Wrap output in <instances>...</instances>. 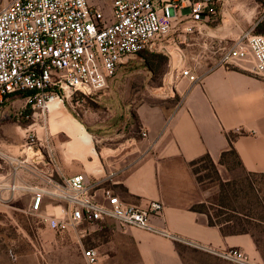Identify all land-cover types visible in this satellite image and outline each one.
Wrapping results in <instances>:
<instances>
[{
    "label": "built area",
    "instance_id": "built-area-1",
    "mask_svg": "<svg viewBox=\"0 0 264 264\" xmlns=\"http://www.w3.org/2000/svg\"><path fill=\"white\" fill-rule=\"evenodd\" d=\"M102 2L104 7L90 0H8L0 5V108L11 98H23L29 117L40 120L41 129H46L50 102L64 105L95 98L121 65L143 51L163 54L167 75L173 80L180 77L199 83L212 68L242 63L264 78V35L230 27V35L236 36L230 39L209 31L231 0ZM107 6L110 15L104 11ZM221 21L215 31L226 27ZM197 38L203 41L199 52L183 48L194 45L188 41ZM202 63H208L206 70ZM35 136L40 149L33 140L26 142L22 158L0 152L13 165L10 180L0 182L2 196L29 195V212L60 237L75 230L85 238L89 231L83 225L101 226L111 220L180 241L151 223L164 210L161 202L130 204L110 189H103L99 197L98 181L90 182L86 172L63 177L49 139L41 144ZM140 136L147 138L148 132L141 130ZM185 243L227 262L257 264L236 248L214 251ZM83 256L87 264H99L96 249H84Z\"/></svg>",
    "mask_w": 264,
    "mask_h": 264
},
{
    "label": "crops",
    "instance_id": "crops-1",
    "mask_svg": "<svg viewBox=\"0 0 264 264\" xmlns=\"http://www.w3.org/2000/svg\"><path fill=\"white\" fill-rule=\"evenodd\" d=\"M207 67L203 63L202 69ZM164 82L167 88L158 89L167 93L164 103L151 98L120 111V119L130 121L125 128L138 130L135 135L104 136L99 126L85 125L97 138L94 146L101 149L94 180L100 183L98 196L110 189L130 204L161 202L164 210L151 223L180 241L111 220L101 226L83 225L89 236L80 244L97 250L99 264H185L177 249V243L193 247L185 242L214 251L236 248L252 254L255 249L249 234L223 236L219 227L209 226L205 214L192 210L201 200L199 195L196 198L190 163L208 154L219 165L222 155L231 149V137L241 168L264 174V78L242 63L212 68L199 83L180 77L173 80L167 74ZM116 91L108 87L96 99L104 101ZM141 130L148 132L147 138L140 136ZM113 143L114 149L109 147ZM61 166L63 177L77 174L68 175ZM91 231L98 233L97 239L91 237ZM77 234L70 230L59 238L77 240Z\"/></svg>",
    "mask_w": 264,
    "mask_h": 264
},
{
    "label": "rangeland",
    "instance_id": "rangeland-1",
    "mask_svg": "<svg viewBox=\"0 0 264 264\" xmlns=\"http://www.w3.org/2000/svg\"><path fill=\"white\" fill-rule=\"evenodd\" d=\"M7 1L0 0V5ZM90 2L104 7L102 0H90ZM104 11L110 15L108 6ZM263 18L264 0H231L223 16H219L218 20L210 24L209 31L211 34L218 33L235 39L236 36L230 35V27L237 32L253 29L252 33L255 34L254 28ZM221 20L226 27L215 31V28L221 27ZM202 42L199 38L189 40L188 43L194 45L183 48L189 53H194L192 50L199 49L198 45ZM200 50L201 48L197 52ZM155 54L164 56L161 53ZM158 61L162 64L163 60L158 59ZM142 64V59L134 56L121 65L108 83V87L116 88L118 91L106 100L99 101L96 99L98 96L93 99H74L62 105L63 111L69 114L74 122L82 124L89 134L85 123L99 126L101 135L104 136L114 137L121 133L135 135L138 130L129 131L125 128L130 121L126 118L121 120L120 111L132 108L130 105L133 103L148 101L151 98H155L159 103L167 100V93L158 91L168 86L164 82L168 73L167 62L160 66L157 75H152ZM25 107L26 100L19 97L9 99L1 106L0 152L22 158V150L26 149V142L31 143L33 140L36 144L35 148L40 149V142L38 144L36 141L37 134L42 140L41 144H46L43 143L45 138L49 139L50 146L56 152L59 166L63 164L66 174L86 172L90 182L96 180L97 170L100 168L99 158H94L91 152L85 153L83 145L77 141L71 143L74 138L68 132L57 133L51 114L47 116L46 129H41V121L29 117L30 112ZM92 137L96 144L97 138ZM113 144L109 147L114 149L116 143ZM94 147L96 153L100 155L101 149L96 145ZM29 152L30 155L33 154L32 151ZM226 161L228 165L217 164L216 170H213L206 160L200 161L191 169V171L196 170V175L193 174L197 184L196 198L199 195L201 200V203L196 205L204 204L207 210L214 214L215 210L220 209L216 205L219 204L222 196L221 184L230 182L237 196L230 202L232 208H236V212L228 211L225 217H234L233 222H237L238 219L251 222L246 227L253 236L255 249L252 254L247 253V255L253 262L264 264V176L246 173L233 157L228 156ZM12 166L9 160L0 156V182L10 180ZM29 200V195L10 199L0 194V264H87L83 250L88 248L85 244L82 246L80 244L84 239L77 234V240L62 241L39 216L29 212ZM249 216L255 220L251 221ZM97 234L91 231V237L95 236V239ZM179 250L185 264H235L215 259L193 247L180 245Z\"/></svg>",
    "mask_w": 264,
    "mask_h": 264
},
{
    "label": "trees",
    "instance_id": "trees-1",
    "mask_svg": "<svg viewBox=\"0 0 264 264\" xmlns=\"http://www.w3.org/2000/svg\"><path fill=\"white\" fill-rule=\"evenodd\" d=\"M254 32L256 35H264V18L260 22H258V24L255 26ZM137 56H139V59H142V61H143L142 66L145 67L152 75L159 74L158 71H159L160 66L167 62V59L165 56L155 54V53H151L148 51L140 52ZM158 59L163 60L162 64H161V62L158 61ZM26 95H28V94H25L22 97H25ZM26 110L29 111L30 109L26 108ZM230 142H231L230 143L231 149L222 155V158L219 161V165H225V164L228 165L226 158L228 156H230V157H233L235 159V161H237L241 167V162L239 160V157H238L236 151L234 150V148L232 147V138L231 137H230ZM202 160L208 161L210 166L213 168V170H216L217 164L213 161V159L208 154H206V155L194 160L193 162H191L190 163L191 169L197 163H199ZM192 172L194 175H196V170L193 169ZM248 174H252V173H248ZM253 175L264 176V174H253ZM231 186H232V184L230 182H228L226 184H221L222 196H221V200L219 201V204L216 205L220 209L215 210L214 214H211L207 210V207L204 204L195 205L192 207V210L195 212H198V213L205 214L207 216L209 226L219 227L223 236L249 234L253 238V236L250 234L249 230L246 227L247 224L248 225L251 224V222L249 220L247 222V221L238 219L237 222H233L234 217H225V216H227L228 211L236 212V208L233 209L232 205L230 203L233 200V198L234 199L237 198L236 192L233 191ZM251 190H252V188H251ZM229 207H231V208H229ZM248 218L251 221L255 220V218L250 217V216ZM242 221L245 222L246 224H244ZM179 246H180V244L177 243V249L178 250H179ZM179 252H180V250H179Z\"/></svg>",
    "mask_w": 264,
    "mask_h": 264
},
{
    "label": "bare ground",
    "instance_id": "bare-ground-1",
    "mask_svg": "<svg viewBox=\"0 0 264 264\" xmlns=\"http://www.w3.org/2000/svg\"><path fill=\"white\" fill-rule=\"evenodd\" d=\"M49 110L52 115L53 126L57 130L56 132L64 134L68 132L74 138L71 143L77 141V143L83 145L85 153L91 152L94 158H97L93 137L85 130L82 124L77 121L74 122V119H71L69 114L67 115L63 111L61 102L58 100L50 102Z\"/></svg>",
    "mask_w": 264,
    "mask_h": 264
}]
</instances>
